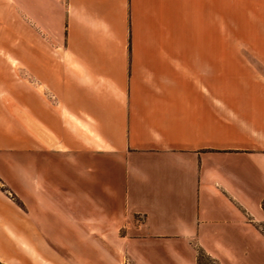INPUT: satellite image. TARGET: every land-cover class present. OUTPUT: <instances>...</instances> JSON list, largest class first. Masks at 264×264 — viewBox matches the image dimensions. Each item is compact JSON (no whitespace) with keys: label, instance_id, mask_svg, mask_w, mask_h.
I'll return each instance as SVG.
<instances>
[{"label":"crops","instance_id":"0c3cea01","mask_svg":"<svg viewBox=\"0 0 264 264\" xmlns=\"http://www.w3.org/2000/svg\"><path fill=\"white\" fill-rule=\"evenodd\" d=\"M29 39L0 263L264 264V0H33Z\"/></svg>","mask_w":264,"mask_h":264},{"label":"rangeland","instance_id":"374dc122","mask_svg":"<svg viewBox=\"0 0 264 264\" xmlns=\"http://www.w3.org/2000/svg\"><path fill=\"white\" fill-rule=\"evenodd\" d=\"M33 0H0V81L5 78L20 77L23 91L28 89V49H29V7ZM17 64L16 67L13 65ZM18 68L20 70H18ZM25 102L17 104L22 108ZM21 131L27 133V110L18 117ZM3 129V124H0ZM0 129V138L2 131ZM9 134V133H8ZM23 136V135H22ZM1 141V140H0ZM24 157V154H2L0 161L6 160L7 166L0 165V175L12 177L14 166L11 164L14 158ZM4 162V161H2ZM264 230V227H262ZM206 264H217L209 257ZM242 264V263H241ZM244 264H251L246 260Z\"/></svg>","mask_w":264,"mask_h":264},{"label":"trees","instance_id":"16d2710c","mask_svg":"<svg viewBox=\"0 0 264 264\" xmlns=\"http://www.w3.org/2000/svg\"><path fill=\"white\" fill-rule=\"evenodd\" d=\"M262 208L264 210V202L262 204ZM208 260V257L205 256V254L202 251H198V256H197V264H206ZM2 264V263H0Z\"/></svg>","mask_w":264,"mask_h":264}]
</instances>
